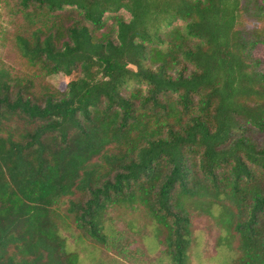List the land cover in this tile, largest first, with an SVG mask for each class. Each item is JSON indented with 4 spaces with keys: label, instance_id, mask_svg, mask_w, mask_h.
Listing matches in <instances>:
<instances>
[{
    "label": "trees",
    "instance_id": "16d2710c",
    "mask_svg": "<svg viewBox=\"0 0 264 264\" xmlns=\"http://www.w3.org/2000/svg\"><path fill=\"white\" fill-rule=\"evenodd\" d=\"M3 1L0 264H84L63 232L106 244L114 205L190 264L194 204L219 210L223 264H264V0Z\"/></svg>",
    "mask_w": 264,
    "mask_h": 264
},
{
    "label": "rangeland",
    "instance_id": "374dc122",
    "mask_svg": "<svg viewBox=\"0 0 264 264\" xmlns=\"http://www.w3.org/2000/svg\"><path fill=\"white\" fill-rule=\"evenodd\" d=\"M121 12L130 18L128 12ZM12 13V7L0 0V58L18 69L21 62L15 56L12 42L18 26L12 21ZM108 18L109 25H112V18ZM243 24L247 29L256 26L249 18ZM254 54L262 59L264 69V45H258ZM73 77L58 73L49 76L48 80L57 87L65 85ZM214 207L217 205L213 204ZM189 210L194 237L189 253L190 264H223L230 260L232 253L227 245L228 237H224L227 232L219 218V210L209 211L197 204ZM105 218L106 229L111 234L106 244L87 238L75 223L71 224L70 230L63 232L68 236V245L79 252L84 264H170L164 256L166 247L161 242L163 237L159 224L145 214L141 205L111 206Z\"/></svg>",
    "mask_w": 264,
    "mask_h": 264
}]
</instances>
